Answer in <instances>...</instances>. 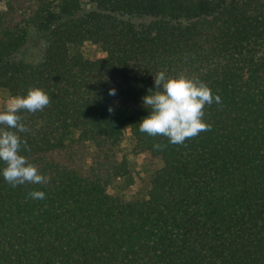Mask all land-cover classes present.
<instances>
[{
  "label": "trees",
  "instance_id": "trees-1",
  "mask_svg": "<svg viewBox=\"0 0 264 264\" xmlns=\"http://www.w3.org/2000/svg\"><path fill=\"white\" fill-rule=\"evenodd\" d=\"M162 70L221 98L183 144L138 130ZM33 87L51 102L21 111L22 154L46 183L0 177V264H264V0H6L0 89ZM138 154L161 163L147 196L108 193Z\"/></svg>",
  "mask_w": 264,
  "mask_h": 264
},
{
  "label": "clouds",
  "instance_id": "clouds-1",
  "mask_svg": "<svg viewBox=\"0 0 264 264\" xmlns=\"http://www.w3.org/2000/svg\"><path fill=\"white\" fill-rule=\"evenodd\" d=\"M109 94L114 96L115 89ZM50 102L48 92L33 87L26 94L12 96L0 110V164L3 165L0 177L12 187L46 183V177L22 154L28 146L21 134L30 129L23 123L20 113L22 110L43 111ZM141 103L148 111L138 123L141 133L164 136L170 144H183L211 128L204 119L205 107L220 104L221 98L203 81L185 75L171 76L162 70L154 76L153 87L142 97ZM153 147L159 150L164 145ZM28 195L34 200L45 198V192L38 189Z\"/></svg>",
  "mask_w": 264,
  "mask_h": 264
},
{
  "label": "rangeland",
  "instance_id": "rangeland-1",
  "mask_svg": "<svg viewBox=\"0 0 264 264\" xmlns=\"http://www.w3.org/2000/svg\"><path fill=\"white\" fill-rule=\"evenodd\" d=\"M5 1L6 0H0L1 9L4 8ZM85 54L95 59L103 56L104 52L96 45H88L85 49ZM11 97L12 96H10L6 90L0 89V110L5 108ZM131 144L132 138L130 130L126 129L123 150L129 148ZM160 164L159 160H146L143 154L133 156L128 174L112 183L107 189L108 193L118 195L126 200H139L145 198L148 193L150 178Z\"/></svg>",
  "mask_w": 264,
  "mask_h": 264
}]
</instances>
